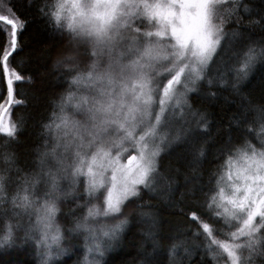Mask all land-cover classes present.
<instances>
[{
  "label": "snow or ice",
  "instance_id": "6c2138e0",
  "mask_svg": "<svg viewBox=\"0 0 264 264\" xmlns=\"http://www.w3.org/2000/svg\"><path fill=\"white\" fill-rule=\"evenodd\" d=\"M264 264V0H0V264Z\"/></svg>",
  "mask_w": 264,
  "mask_h": 264
},
{
  "label": "trees",
  "instance_id": "16d2710c",
  "mask_svg": "<svg viewBox=\"0 0 264 264\" xmlns=\"http://www.w3.org/2000/svg\"><path fill=\"white\" fill-rule=\"evenodd\" d=\"M123 259V256H114L113 258V261H114V264H119V261Z\"/></svg>",
  "mask_w": 264,
  "mask_h": 264
}]
</instances>
